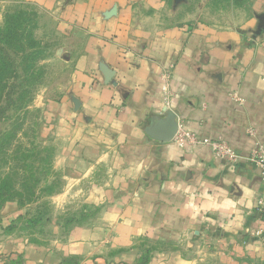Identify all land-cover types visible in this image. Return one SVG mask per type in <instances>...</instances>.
Wrapping results in <instances>:
<instances>
[{
    "label": "crops",
    "instance_id": "crops-1",
    "mask_svg": "<svg viewBox=\"0 0 264 264\" xmlns=\"http://www.w3.org/2000/svg\"><path fill=\"white\" fill-rule=\"evenodd\" d=\"M169 1L1 0L34 9L62 38L74 74L56 104L70 142L58 162L99 212L51 245L0 226V263L13 253L26 264L147 255V264H234L264 254V182L246 159L264 147V0L230 21L179 24L166 23ZM172 118L171 140L152 135ZM188 135L222 138L243 159Z\"/></svg>",
    "mask_w": 264,
    "mask_h": 264
},
{
    "label": "rangeland",
    "instance_id": "rangeland-1",
    "mask_svg": "<svg viewBox=\"0 0 264 264\" xmlns=\"http://www.w3.org/2000/svg\"><path fill=\"white\" fill-rule=\"evenodd\" d=\"M251 1L170 0L166 23L230 21L236 12L244 14ZM61 41L34 9L0 0V226L42 245L63 240L69 228L99 212L96 196L78 194L81 188L72 184L70 167L58 162L70 142L58 130L63 116L56 104L74 74ZM76 263L71 257L62 261ZM0 264L26 262L13 253L3 255ZM234 264H264V254Z\"/></svg>",
    "mask_w": 264,
    "mask_h": 264
},
{
    "label": "built area",
    "instance_id": "built-area-1",
    "mask_svg": "<svg viewBox=\"0 0 264 264\" xmlns=\"http://www.w3.org/2000/svg\"><path fill=\"white\" fill-rule=\"evenodd\" d=\"M191 141L208 145L212 150L221 158H225L230 162L237 163L243 159L242 156L237 154L235 149L230 145L229 142L222 138L211 139L204 138L198 139L194 135L187 136ZM183 143V142H181ZM247 160L254 163L260 169V174L264 182V147L260 146L253 148L250 155L246 158ZM257 210L260 214L264 215V195L258 197Z\"/></svg>",
    "mask_w": 264,
    "mask_h": 264
},
{
    "label": "water",
    "instance_id": "water-1",
    "mask_svg": "<svg viewBox=\"0 0 264 264\" xmlns=\"http://www.w3.org/2000/svg\"><path fill=\"white\" fill-rule=\"evenodd\" d=\"M177 129L178 123L172 118V120L159 122V126L153 130L152 135L162 140H171L175 136Z\"/></svg>",
    "mask_w": 264,
    "mask_h": 264
},
{
    "label": "trees",
    "instance_id": "trees-1",
    "mask_svg": "<svg viewBox=\"0 0 264 264\" xmlns=\"http://www.w3.org/2000/svg\"><path fill=\"white\" fill-rule=\"evenodd\" d=\"M143 260H144V262H142V264H147V262H148V255L145 256Z\"/></svg>",
    "mask_w": 264,
    "mask_h": 264
}]
</instances>
